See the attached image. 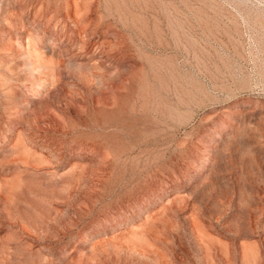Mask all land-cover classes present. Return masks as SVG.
Masks as SVG:
<instances>
[{"label": "rangeland", "instance_id": "rangeland-1", "mask_svg": "<svg viewBox=\"0 0 264 264\" xmlns=\"http://www.w3.org/2000/svg\"><path fill=\"white\" fill-rule=\"evenodd\" d=\"M0 264H264V0H0Z\"/></svg>", "mask_w": 264, "mask_h": 264}]
</instances>
